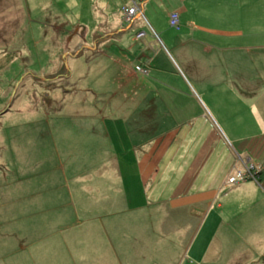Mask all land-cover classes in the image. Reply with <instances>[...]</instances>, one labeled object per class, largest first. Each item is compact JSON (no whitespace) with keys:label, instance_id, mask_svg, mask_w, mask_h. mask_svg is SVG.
Wrapping results in <instances>:
<instances>
[{"label":"rangeland","instance_id":"1","mask_svg":"<svg viewBox=\"0 0 264 264\" xmlns=\"http://www.w3.org/2000/svg\"><path fill=\"white\" fill-rule=\"evenodd\" d=\"M241 12L264 31V0L243 5ZM98 15L103 12L90 0H0V112L10 104L0 115V264H77V251L80 259L85 251L108 264H187L171 260L176 251L158 242L169 248L178 230L183 239L177 241L190 242L199 224L209 258L217 257L209 237L224 235V249L236 243L228 241L233 235L241 253L246 244L251 250L229 264H264L254 262L264 228H237L245 203L234 196L241 194L237 183L264 179V76L248 80L250 59L242 50L200 58L199 73L211 77L202 81L205 88L179 62L176 74L153 73L165 83L107 75L111 55L95 57L84 48L95 45L86 39L97 32ZM134 29L128 32L132 40ZM258 50L264 54V47ZM250 85L258 92L255 105L245 92ZM127 113H134L132 121ZM158 114L182 132L161 162L159 184L144 189L127 126L151 138L165 129L155 120ZM251 147L262 164L253 158L244 165ZM208 153L214 154L207 161ZM212 187L225 201L223 214L193 204L188 216L173 206L176 195ZM157 199L159 213L150 206Z\"/></svg>","mask_w":264,"mask_h":264},{"label":"crops","instance_id":"2","mask_svg":"<svg viewBox=\"0 0 264 264\" xmlns=\"http://www.w3.org/2000/svg\"><path fill=\"white\" fill-rule=\"evenodd\" d=\"M90 1L95 4V11L101 10L104 17L98 15V21L95 29L99 35H96L97 32H95V35H91L89 39H86L88 40L86 42L88 45H92L91 42L94 41V47L84 48L90 50L91 55L95 57H105V52L111 55V59L108 61L109 69L106 72L107 75L113 73L120 77L121 74L123 75L128 73L134 79L139 80L143 78L146 81L155 79L160 83H165V78H161L160 76L157 77L153 73L160 74L161 72H167L168 74V70L175 73L173 71L175 69V62H179L186 70L189 71L193 78L202 82L210 79L211 77L203 76V74L199 73L198 67L202 64V59H200L201 57L208 56V54L213 52L215 55L220 54L225 56V54H229L230 56H235L238 54L239 50H242L240 52L243 53L241 54L243 55V58L246 59L248 57L250 59V75L248 80L256 82L257 77L259 78L264 76V54L260 53L258 50L264 47V43L259 42L261 40L258 39L259 35L261 36L264 34V31L259 32L257 24L255 22H251L250 13L241 12L243 5H250L252 1L254 2V0ZM135 3L139 6L140 10L135 15L134 22L129 23L125 19L123 9L124 7L133 6ZM172 11H177L179 14L178 28L171 27L169 24V15ZM262 17L263 16L260 18ZM133 26L135 27L134 40H132L130 35H128L129 30ZM77 27L83 28L84 30L81 23H78ZM169 27L176 30L173 31ZM171 31H173V35L170 34ZM139 32H143V35L140 37L137 36ZM161 37L168 44V46H162L163 40ZM80 41H82V39L78 38L77 42ZM132 41L141 42L135 45ZM149 49H152L154 53L150 52ZM244 49L248 50L245 51ZM2 53L4 56L7 55V52L5 53L3 51ZM79 53L80 51L77 50V55H79ZM159 53L160 56H158ZM258 53L260 55H258ZM169 54H173V58L175 59H172ZM133 64H135L134 67ZM139 64L145 69L144 72L135 68L136 65ZM237 70H240V68L237 67ZM137 73H140L141 75ZM147 75L153 76L148 77ZM109 78H111L109 82L114 83V76L111 75ZM170 81H168L167 84L170 85ZM206 86L207 82H202V88H205ZM256 89L257 88L255 87V90ZM245 92L253 94L251 85L249 90ZM251 98L254 99L255 105L256 100L258 101V92H256L255 95L253 94V97ZM251 98L249 100L245 98L243 99L247 102V104L249 102L251 105ZM160 102L165 104L166 100L161 99ZM240 102L243 103L241 99ZM127 115L129 116V121H132L135 117L134 113H127ZM222 117L228 120L229 115L225 114V116ZM111 120H113V118ZM155 120L157 122L165 123L166 125L162 126V128L165 129L160 131L162 132L161 134L157 133L156 136L151 138L143 133H138L137 129L133 128L130 124L127 126L133 141V149L137 152L136 162L141 177V184L144 189L147 184H159L158 179L162 171L161 162L164 158L169 156L176 138L182 132L181 128L177 126L172 127L169 116L167 117L163 115L159 117L158 114ZM189 127H194L193 123H190ZM206 153L207 150L204 152V155ZM248 153L251 157H247L248 159L245 160L244 165H248L249 162L253 163V158L257 161L256 164L261 163L260 159L256 158L257 149H255V147L249 148ZM212 154L214 153H211V155L208 153L207 161L210 160ZM149 160L150 164L148 165ZM146 164L148 166H146ZM253 166L255 167L254 164ZM163 169L168 170L169 167L165 166ZM237 184L241 194L234 195L235 201H243L245 203L244 207L237 212L236 215L238 220L237 228H248V230L251 228V231H253L252 228H264V179H259L257 181L248 178L246 181ZM191 193L192 192H189V194ZM220 195L221 193L212 187L210 189L200 191L197 194H187L185 197L176 195L172 203L173 206H180V208H182L181 213H185L188 216L192 215L194 211L188 209L187 206H193V204L200 206H215L214 211L218 214H223L225 201ZM158 200L160 199L153 200V203H150V206L155 208V211L153 210L154 212L157 211L159 213L157 210L159 207ZM173 210L177 209H172L171 211ZM154 212H150L148 215L156 216L154 215ZM203 230L204 228H200V224L199 228H196V230L195 228H192L190 236L193 234V237L190 242L188 241L189 239H187L185 243L177 241L178 237L183 239V232L178 230L175 234L176 240L171 243L172 245L169 248L166 244L160 242H158V247L165 248L166 250L168 249L169 251L174 249L176 253L171 260L175 259L174 262H177L178 259H181L182 262L189 261L187 264H229L231 259L234 263L239 258H242V255L247 253L248 250H251L246 244L244 245V248L246 247L248 250L241 253V243L237 242L232 237L233 235H228V241L230 243H236L230 248L224 247V249H222L219 237L225 246V236L218 234L213 239L212 235L209 237V241L211 243L210 246L213 248L215 247L216 251L211 248V256L217 257L209 258L210 247L208 244L204 245V237L202 236V232H204ZM77 233L82 234V230L77 231ZM199 234L201 235V238L197 241ZM259 241L261 242L260 244L258 242L256 247L257 250L254 262L263 263L264 239ZM88 245L90 246V243H88ZM195 245L201 246L193 250ZM79 247L81 246L77 245V248ZM91 248L88 247L85 249L89 250ZM258 248L260 249L259 253ZM225 253H227L228 256L225 255ZM188 254L193 258L192 261L189 259L190 257ZM80 256L82 259L79 258L77 251V264H108V262H111L105 257H101V259L92 257V253H90V257L87 258V253L85 251ZM117 264L126 263L117 262Z\"/></svg>","mask_w":264,"mask_h":264},{"label":"built area","instance_id":"3","mask_svg":"<svg viewBox=\"0 0 264 264\" xmlns=\"http://www.w3.org/2000/svg\"><path fill=\"white\" fill-rule=\"evenodd\" d=\"M143 1V0H140ZM124 13H125V19L126 21H130L132 23L133 19L135 18V15L139 12V6L135 3L133 6L127 7L123 9ZM179 23V15L176 11H173L170 13V25L171 26H177ZM143 32H139L137 34L138 37L142 36ZM137 70H140L142 72H144L145 70L140 67L139 65H137L135 67ZM239 176V175H238ZM241 177V176H239ZM230 181L232 182H236L237 180V176H231V178H229Z\"/></svg>","mask_w":264,"mask_h":264},{"label":"trees","instance_id":"4","mask_svg":"<svg viewBox=\"0 0 264 264\" xmlns=\"http://www.w3.org/2000/svg\"><path fill=\"white\" fill-rule=\"evenodd\" d=\"M124 8H127V7H124ZM140 10V9H139ZM173 12V11H172ZM177 12V11H176ZM178 13V12H177ZM179 15V14H178ZM134 22V21H133ZM169 24H170V15H169ZM171 26V25H170ZM171 27H175V28H178L179 27V23L177 26H171ZM8 55V54H7ZM6 55V56H7ZM2 67V65L0 66V68Z\"/></svg>","mask_w":264,"mask_h":264},{"label":"water","instance_id":"5","mask_svg":"<svg viewBox=\"0 0 264 264\" xmlns=\"http://www.w3.org/2000/svg\"><path fill=\"white\" fill-rule=\"evenodd\" d=\"M9 107H10V104L4 110H2L0 112V115L4 114L6 111H8Z\"/></svg>","mask_w":264,"mask_h":264}]
</instances>
